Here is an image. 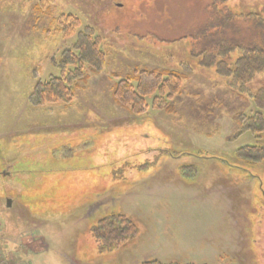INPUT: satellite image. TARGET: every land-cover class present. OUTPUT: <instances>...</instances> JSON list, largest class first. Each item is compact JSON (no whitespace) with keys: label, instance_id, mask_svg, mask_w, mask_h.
Instances as JSON below:
<instances>
[{"label":"rangeland","instance_id":"1","mask_svg":"<svg viewBox=\"0 0 264 264\" xmlns=\"http://www.w3.org/2000/svg\"><path fill=\"white\" fill-rule=\"evenodd\" d=\"M212 4L0 0V263L236 264L240 255L246 264L249 240L264 242V161L244 166L236 155L260 140L241 121L257 109L250 96L193 54L220 14ZM225 5L264 11V0ZM87 27L103 38L105 65L69 105H32L36 82L60 75V55ZM135 68L185 75L173 112L153 107V96L140 114L115 101L113 87ZM250 185L257 211L242 206ZM118 212L137 222L138 236L110 248L99 220Z\"/></svg>","mask_w":264,"mask_h":264},{"label":"trees","instance_id":"2","mask_svg":"<svg viewBox=\"0 0 264 264\" xmlns=\"http://www.w3.org/2000/svg\"><path fill=\"white\" fill-rule=\"evenodd\" d=\"M227 2L228 0H213L212 5L220 14L212 16L205 29V43L203 46L199 44L200 48L198 50L197 46L196 52L193 49V54L200 59L203 67L214 68L220 76L226 78L231 90L250 96L257 109L252 115L241 118V121L245 129L261 140L264 139V78L257 91H252L250 85L256 76H264V11L233 13L226 8ZM219 5H224L225 8L220 10ZM69 19L73 26L80 24L73 15ZM65 30L61 27V31ZM232 54H237L233 63ZM106 55L102 36L93 27H87L79 33L75 44L60 55V75L36 82L31 93L32 105L72 103L75 89L80 86L81 81L88 80L91 72L102 69L106 63ZM184 79L186 77L183 73L174 70L135 68L132 73L118 80L112 94L118 104L130 106V111L135 114L147 110L146 98L152 96L153 107L173 112V106L169 102L182 93ZM260 140L253 146H244L236 151L244 166L264 161V141ZM99 227L100 237L110 248L126 246V243L138 236L139 231L137 222L122 212L114 213L105 220L100 219ZM141 264L180 263L147 259Z\"/></svg>","mask_w":264,"mask_h":264},{"label":"flooded vegetation","instance_id":"3","mask_svg":"<svg viewBox=\"0 0 264 264\" xmlns=\"http://www.w3.org/2000/svg\"><path fill=\"white\" fill-rule=\"evenodd\" d=\"M247 196V195H245ZM247 203H242V206L244 209H248V211H257L256 208H252V206H255L257 207V205H252V201H256V196H255V193H254V189L251 188V185H250V195L247 197ZM239 202V200H238ZM257 202H260L264 205V200L262 201V199L259 197L258 198V201ZM254 225L252 223H250L248 221L247 225H246V229L249 230V233H250V236L251 235H254V232H253V228ZM243 235V233H242ZM249 236V237H250ZM250 244V245H249ZM245 249V256H246V264H264V242L260 239V240H255L254 238L251 239V241L249 240V242L247 243V246ZM234 259H236V264H240V255H234L232 256Z\"/></svg>","mask_w":264,"mask_h":264},{"label":"crops","instance_id":"4","mask_svg":"<svg viewBox=\"0 0 264 264\" xmlns=\"http://www.w3.org/2000/svg\"><path fill=\"white\" fill-rule=\"evenodd\" d=\"M0 239H1V236H0ZM31 243L33 244V242H31ZM26 245H27V244H26ZM29 245H30V244H29ZM36 247H37L36 244H35V246H34V245H31V248H32V249H36ZM12 253H13V252H12ZM0 260H1V258H0ZM0 262H1V261H0Z\"/></svg>","mask_w":264,"mask_h":264},{"label":"water","instance_id":"5","mask_svg":"<svg viewBox=\"0 0 264 264\" xmlns=\"http://www.w3.org/2000/svg\"><path fill=\"white\" fill-rule=\"evenodd\" d=\"M8 206H11V202L10 201L8 202Z\"/></svg>","mask_w":264,"mask_h":264},{"label":"built area","instance_id":"6","mask_svg":"<svg viewBox=\"0 0 264 264\" xmlns=\"http://www.w3.org/2000/svg\"><path fill=\"white\" fill-rule=\"evenodd\" d=\"M1 264H7V263H5V262H2Z\"/></svg>","mask_w":264,"mask_h":264}]
</instances>
